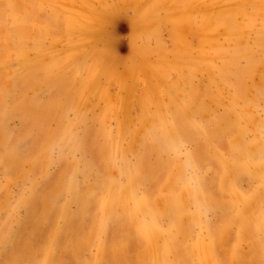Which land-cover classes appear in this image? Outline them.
<instances>
[{
  "label": "rangeland",
  "instance_id": "1",
  "mask_svg": "<svg viewBox=\"0 0 264 264\" xmlns=\"http://www.w3.org/2000/svg\"><path fill=\"white\" fill-rule=\"evenodd\" d=\"M0 264H264V0H0Z\"/></svg>",
  "mask_w": 264,
  "mask_h": 264
}]
</instances>
